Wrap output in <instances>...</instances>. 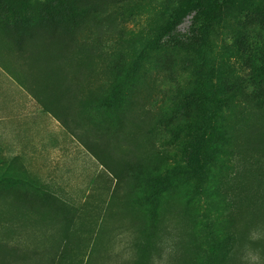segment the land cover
I'll return each mask as SVG.
<instances>
[{"label":"rangeland","instance_id":"rangeland-1","mask_svg":"<svg viewBox=\"0 0 264 264\" xmlns=\"http://www.w3.org/2000/svg\"><path fill=\"white\" fill-rule=\"evenodd\" d=\"M2 1L15 9L36 0ZM109 1L97 24L110 35L103 39L101 28L93 27L87 34L99 37L79 44L65 62L64 104L80 125L97 124L88 143L94 139L128 162L130 178L116 184L84 146L48 121H38L32 132L24 129L14 97L17 85L26 89L7 70L26 77L31 71L14 32L0 20V110L8 113L0 130V240L25 256L16 264H39L43 257L53 264H246V245L259 249L264 260V199L257 193L264 189V126L257 127L264 115L257 123L251 115L232 120L245 147L236 157L242 171L248 169L242 173L245 189L232 175L235 158L214 124L216 106L223 104L214 86L219 66L233 76H264V0H213L222 4L221 27L210 26L201 45L184 48L172 42L189 35L193 0ZM6 11L0 6V18H10L12 10ZM72 77L80 84L72 86ZM132 96V112L141 106L140 112L153 111L162 120L174 97L189 110L161 126H145L133 116L120 137L114 114L126 110ZM30 137L40 156L24 164L16 147ZM151 174L159 183L152 185ZM168 180L173 186L166 195ZM229 182L237 186L233 204ZM155 191L163 195L157 209L151 205ZM156 213L164 217L161 225ZM158 225L152 240L149 233ZM253 229L261 239H248Z\"/></svg>","mask_w":264,"mask_h":264},{"label":"trees","instance_id":"trees-1","mask_svg":"<svg viewBox=\"0 0 264 264\" xmlns=\"http://www.w3.org/2000/svg\"><path fill=\"white\" fill-rule=\"evenodd\" d=\"M109 0H36L26 2L20 8L10 9L6 7L4 1L0 3L3 10L12 13L10 18L7 15L0 18L1 22L8 25L14 32L13 40L16 47L25 53V66L30 69L29 77L20 74L18 69H8L7 71L40 103L42 108L56 118L59 124L111 174L115 179L116 184L123 183L128 176V162L121 163L109 153L108 148L99 146L98 141L93 140L88 143L87 135L93 130V126L97 124L88 122L86 124L78 123L75 115L70 111L69 107L64 104V97L67 96V86L65 85L68 79V72L65 62L74 55H77L79 44H92L93 40L98 36V32L92 35L87 33L93 30V27L101 28L97 24L102 20L103 10L109 6ZM221 5L213 0H193L188 3L189 10L193 11L190 19L192 28L188 36L176 39L172 42V47L199 46L202 43L203 35L210 26H220L219 13ZM101 30V32H100ZM100 36L106 39L110 35V30L101 28ZM101 40V39H100ZM174 40V39H173ZM250 52V51H249ZM251 56V52L248 57ZM247 57V59H248ZM262 60V64H263ZM263 66V65H262ZM7 69V68H6ZM264 69L263 67L261 68ZM260 69V73H261ZM251 72L252 68L249 66ZM219 75L214 83L216 93L219 94V99L223 104H217L214 115V124L219 128L224 138L228 142L226 149L230 156L235 158L234 163H231L233 169V177L236 176L247 187V183L243 181L242 173L248 172V169L243 170L239 165L237 158L244 146L239 143V136L234 128V122L241 120L244 116L251 115L254 121L259 122V116L264 115V76L262 79H253L254 73H249L246 76H233L232 73L219 66L217 68ZM218 74V73H217ZM72 86L80 84L78 77H72L70 80ZM137 103L135 96L128 99L126 110L120 113H115V131L120 137L124 136L126 125L125 120L131 119L133 116L141 124L145 126L169 125L178 121L180 116L187 114L189 105L186 101L171 99V103L166 110V120L161 118L153 111L140 112L141 106L134 109L132 105ZM124 118V120H122ZM92 125V126H91ZM262 125V121L259 126ZM244 130L238 129V132ZM245 133V132H244ZM240 135V134H239ZM264 144V139H263ZM243 147V148H242ZM242 148V149H241ZM237 157V158H236ZM138 166H141L140 163ZM203 167V165H201ZM244 169V168H243ZM139 181L143 179L141 173ZM152 185L159 183L157 177L151 174ZM233 177L230 178L233 179ZM246 183V184H245ZM124 184V183H123ZM173 183L168 180L166 184V195L172 191ZM242 184V185H243ZM237 186H228L230 193V203L237 202L238 193ZM260 199H264V189L257 192ZM161 193L155 191L151 194V205L157 209L161 204ZM45 197L50 198L56 205L57 209L65 210L64 204L58 201L54 195L45 194ZM157 222L161 225L164 222V217L156 213ZM254 220V219H253ZM257 222V220H256ZM234 225V220L232 221ZM156 226L149 233L152 240H155L157 231L161 227ZM259 226V225H258ZM152 227V226H151ZM161 231V230H160ZM234 236L237 233L233 234ZM231 251V254L236 251ZM18 248L0 240V264H16L25 260L21 253L18 255ZM22 252V250H21ZM39 264H53L51 257H43L38 261ZM230 264H235L230 260Z\"/></svg>","mask_w":264,"mask_h":264},{"label":"crops","instance_id":"crops-1","mask_svg":"<svg viewBox=\"0 0 264 264\" xmlns=\"http://www.w3.org/2000/svg\"><path fill=\"white\" fill-rule=\"evenodd\" d=\"M18 89L20 90L19 85H17ZM13 88V87H12ZM24 88V87H23ZM16 91L15 97L17 102L19 103V109L16 110L17 116L22 118L24 120V129H27L29 132H32L33 126L40 120L42 121H48L52 127L56 128L57 130H60V132L65 131L67 134H69L60 124L58 121H56L49 112L44 110L40 103L35 99L33 95H31L27 90L26 91ZM1 106V105H0ZM8 113L5 111L0 110V130L4 128V125L6 123H3L2 120L8 116ZM55 121L53 123L52 121ZM52 122V123H51ZM70 135V134H69ZM71 136V135H70ZM15 143L17 145L18 142ZM22 148L19 150V147H16L17 155L20 157V160L24 164H30L32 162H37L38 157L40 154H38V148L33 146L32 138L28 139L26 142L24 141L21 143Z\"/></svg>","mask_w":264,"mask_h":264},{"label":"clouds","instance_id":"clouds-1","mask_svg":"<svg viewBox=\"0 0 264 264\" xmlns=\"http://www.w3.org/2000/svg\"><path fill=\"white\" fill-rule=\"evenodd\" d=\"M248 239L251 241L261 239L260 231L258 229L251 230ZM242 258L246 264H264V260L260 256V250L252 249L250 245L245 246L244 256Z\"/></svg>","mask_w":264,"mask_h":264}]
</instances>
